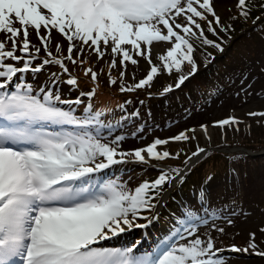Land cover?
Instances as JSON below:
<instances>
[{
  "label": "snow or ice",
  "instance_id": "obj_1",
  "mask_svg": "<svg viewBox=\"0 0 264 264\" xmlns=\"http://www.w3.org/2000/svg\"><path fill=\"white\" fill-rule=\"evenodd\" d=\"M237 7L247 17L246 0H238ZM206 14L220 26L213 0H0V35L4 37L0 39V264H226L222 256L225 249L217 247L210 233L199 231L201 225H207V219L192 209L183 213L175 235L151 254L135 255L136 245L124 249L100 246L127 231L148 227L153 218L143 213L155 209L153 201L159 202L164 185L171 187L177 177L183 182L179 169L165 171L160 164L151 165L160 167L158 178L135 188L108 176L106 170L127 162L150 164L177 159L179 152L159 151L158 146L187 141L188 132H195L194 128L122 151L118 146L124 137L107 141L101 134V113H93L91 105L83 116L75 109L58 106L82 102L80 98L61 100L59 91H54L59 73H51V86L40 87L39 92L24 79L25 74H38L50 64L67 74L65 61L75 65L73 54L82 56L84 46L97 59H103L110 48L113 59L109 67L115 68V57L120 56L124 68L121 78L127 62L138 65L134 55L150 66L143 79L128 87L121 85V91L151 86L162 73H180L174 86L164 88L163 92L169 93L200 70L190 38L224 50L221 43L205 37L198 20L206 21ZM30 28L35 30L47 57L36 65L41 48L30 43ZM42 28L45 35H40ZM208 29L217 35L212 21H208ZM221 30L227 28L221 26ZM53 31L68 42L67 55L62 58L54 57L49 49ZM159 42L171 46L157 54L160 63L155 64L152 45ZM56 50L61 51L59 44ZM206 59L211 63L215 57L209 53ZM185 65L190 68L185 69ZM84 74L93 82L97 80V72L91 68L84 69ZM109 77V83L115 84L110 72ZM66 83L76 86L77 80L69 75ZM94 94L95 90L87 93L90 98ZM248 115L264 117V112ZM239 123L230 116L214 121L212 126L223 129ZM200 128L207 135L208 125L201 124ZM205 151L197 146L192 157ZM225 223L235 225L231 218ZM211 228L226 234L225 227L213 223ZM249 236L246 247L232 245L228 251L252 250V254L264 257L255 243L256 233Z\"/></svg>",
  "mask_w": 264,
  "mask_h": 264
},
{
  "label": "rangeland",
  "instance_id": "obj_2",
  "mask_svg": "<svg viewBox=\"0 0 264 264\" xmlns=\"http://www.w3.org/2000/svg\"><path fill=\"white\" fill-rule=\"evenodd\" d=\"M213 4L220 20L225 18L237 20V0H213ZM206 15L207 22H215L211 15ZM198 22L203 28V21L198 20ZM45 34V30L42 28L40 35ZM3 38V35H0V39ZM29 40L33 46L41 48V56L34 61V65L39 64L47 57L35 30L31 28L29 29ZM249 43L241 42L237 45L239 49L231 54L233 48L227 49L228 44H226V56H230L228 62L222 63L223 61L217 55L214 56L215 51L211 55L215 57L211 63H208V60L204 61V59L198 62L200 66L198 74L186 82L192 87V94H185L181 91L179 94L170 96L171 92L165 94L158 91L173 82L171 79L175 71L171 75L167 73L158 75L154 78L151 86L131 91H121V85L125 87L134 85L146 76L150 70L147 61L134 55V58L139 61L138 65L127 62L125 75L121 78L120 73L124 71V68L120 64V56L115 57L116 67L110 68V62L113 59L110 48L103 59H97L96 54L88 46H84L82 56H77L76 53L73 56L74 59H77V62L83 60L85 64H89L93 71L97 72L95 82L92 81L90 75L86 76L84 74V68L81 67V64L76 63L74 65L68 61H65L69 70L67 74L58 70L55 64H50L45 66L44 70L38 74H25L24 79L33 86L35 92H39L40 87L51 86L52 77L48 75L49 73H59V84L54 91H59L61 100L80 98L83 104L94 101L95 109L99 112L104 111V102L106 101L105 103L108 104V101L112 102L114 97L116 98L115 102L123 104L122 106L130 101V107L122 109L121 117H114L117 115L116 110H118L115 109L113 119L109 117L107 120L100 121L101 134L107 141L115 140L116 137H124L118 146L122 151L142 148L150 144L155 138L166 139L181 131L194 128L196 131L188 132V135L190 139L195 136V141H201L202 146H207L205 150L214 149L218 152L228 151L231 153L239 151L240 148H220L219 144L250 134L253 130L259 128L264 120V117L261 116L248 115L249 112H264V39L256 36ZM57 44L61 46L60 53L63 55L56 53ZM170 46L167 42L154 43L152 45L153 63L159 64L160 62L156 59L157 54L165 52ZM67 47V40L56 31H53L49 43V49L53 56L58 58L66 56ZM206 63H208L207 68L204 67ZM210 65L219 66L222 72L215 76L208 69ZM71 72H74V77L77 80L76 86L66 83ZM109 72L111 78L116 80L115 84L109 83ZM82 81H85V83H82ZM198 83L207 90H202L201 87L197 86ZM96 85L101 88L100 92L97 91L96 93V90H98ZM93 90H95L94 98H90L87 93ZM78 91L83 92L84 95L79 96ZM144 98L148 99L149 103L139 110L140 102ZM171 98L173 101H171ZM74 105L77 104H60L58 106L73 109ZM77 110L79 109L77 108ZM75 113L80 116L84 115L81 110L75 111ZM127 115H132V117L127 119ZM230 116L236 117L241 123L236 126H225L223 129L212 126L214 121L226 119ZM111 119L112 121H110ZM201 124L208 125L207 135L200 128ZM183 142L158 146V150H167L173 153L175 146ZM204 154L192 158L190 162L198 161ZM250 155H252L251 157H262L264 156V150L258 153H250ZM175 160H178V158ZM169 162L173 163L175 161L167 159L163 162L153 161L150 164L127 162L115 165L106 172L108 176L126 182L130 188H135L142 180L138 171L146 168L141 165L160 164L164 170H170ZM157 168L160 169V167ZM213 168L216 170L215 176L217 178L210 181L209 184L200 186L199 191L187 192L183 190L176 197L175 206L170 207L165 221L158 223L170 190L162 194L159 202L153 201L156 204L153 211L143 213V215L153 218L148 227L127 231L101 242L100 246L124 249L136 245L135 255L151 254L175 235L178 224L184 219L183 213L188 209H192L200 217L207 219V225H201L199 231L210 233L216 239L217 247L225 249L222 256L226 264H264L261 260L262 257L252 254V250L249 253L228 251L232 245L240 248L246 247L250 240V232L256 233L255 243L259 246L258 250L264 251V232L260 231L261 228H264V159L248 165H235L234 174L221 173L219 162L213 163ZM184 170H188V164ZM218 176H222V178H218ZM197 184V187H199L200 184ZM202 193L204 195L203 200L201 199ZM226 218L233 219L235 225L232 227L227 226L225 223ZM138 222L148 223L146 220ZM213 223L225 227L226 234L221 235L214 231L211 228ZM179 242L183 243L184 241Z\"/></svg>",
  "mask_w": 264,
  "mask_h": 264
},
{
  "label": "trees",
  "instance_id": "obj_3",
  "mask_svg": "<svg viewBox=\"0 0 264 264\" xmlns=\"http://www.w3.org/2000/svg\"><path fill=\"white\" fill-rule=\"evenodd\" d=\"M237 4H238V0H237ZM246 6L248 9L247 17L242 16L240 14L241 9L237 7L236 21L225 18L223 20H220L221 21L220 26H217L215 22L214 23L212 22V26L215 28L217 35H213V33L208 29V22L203 21V29H204L205 37H207V39L209 40H213L216 43H221V46L223 47L224 50L222 52L218 51L216 48L212 46L203 44L200 39H197L196 37H192L190 38V42L194 45L195 48L194 56L197 63L203 61V59L204 61H207L206 59L207 55L209 53L213 55V51H215L214 56L217 55L219 59L223 61L222 63L228 62L230 60V56H226V51H225L226 48L227 49L233 48V51L230 52L231 54L234 53L237 49H239L237 45H239L241 42L250 44L249 41L253 40L254 37L256 36L261 37V39H264V0H246ZM221 26L227 28V31H222ZM226 44L228 45L225 48ZM56 53L58 55H63L60 52H57V50ZM40 56L41 54H39V57ZM77 63L81 64L80 61H78ZM81 67H83L84 69L90 68L89 64H85V63L81 64ZM56 68L58 70H61L57 65ZM189 68L190 66L185 65V69H189ZM208 69H210L211 73L215 74V76H218L219 73L222 72V69L216 65H210ZM48 75L51 76V73H49ZM69 75L71 77H74V72L69 73ZM179 75L180 73L175 72V74L171 79V81L173 80V82H171L168 85L174 86ZM82 83H85V81H82ZM197 86L201 87L202 90H207L204 89V87L201 86L200 83H198ZM96 88L98 89L96 90V93L97 91L99 92L101 91V88H99L97 85ZM163 90L164 88H161L158 91H161V93H163ZM181 91L185 92V94L193 93L192 87L187 83H185L181 88L175 89L174 91H171V93L169 92L170 93L169 95L171 96V95L179 94V92ZM82 94L83 92L78 91L79 96H81ZM92 98H94V96H92ZM115 100L116 98L114 97L112 99V102L108 101V104H106L105 101L103 112H99L95 109L94 101L93 102L89 101L84 104L81 102L80 104L74 105L73 109H75V111L81 110L83 114H85V109L89 105H91V110L93 113L96 112L101 113L99 117V121H102L103 119L107 120L109 117H112L113 119V112H115L114 111L115 109H118L116 110L117 115L114 117L119 118L121 117L122 109H124V107H130L131 103L130 101H128L127 104H125V106H123L122 108L123 104H120L119 102H115ZM171 101H173L172 98ZM140 103L141 105L139 107V110L142 108V106L147 105L149 103V100L144 98ZM77 108L79 110H77ZM129 117H132V115H127V119ZM112 119L110 121H112ZM197 146L204 149L207 148L206 145H205L206 147L202 146L201 141H195V139H189L181 144L176 145L173 153L175 154L176 152H179L180 158H178V160L171 159V161H175V162L173 163L169 162L170 164H168V166L171 167V169H179V170L184 169L187 166V164L191 161L188 158L192 157V153L197 150ZM219 146L220 148H227V149H230L232 147H240L243 148L244 150H239L230 153L228 151L218 152L214 149H207L203 157L199 159L197 162H195L192 166H190L189 169L182 174L183 177L182 183L180 182V178H179L176 181L175 185H174L175 180L173 181L171 187L165 184L163 193H166L168 190H170V194L168 196V200L166 204L164 205L163 211L161 212V216L159 217V221H158L159 224L167 219V215L169 214L170 207L175 206L174 203L176 201V197H178L183 190L187 192H190L192 190L199 191L200 186L209 184L210 181L217 178V176H215L216 170L213 168V163L215 164L216 162H219V170L221 171V173L224 172L226 174H234L235 165H239V166L248 165L250 163L257 162L260 159H264V156L257 158V157H251L252 155H250V153H258L264 150V120L261 122L259 128L253 130L250 134L246 136L245 135L241 136L239 139L224 141L222 142V144H219ZM185 161H188V163L186 164ZM141 166L143 168L146 167L148 169L144 168L138 171V173L142 177L140 183L144 181H153L156 178H158V176L161 174V170L157 167H153L150 165H141ZM210 167L212 170L209 169ZM171 169L165 171H171ZM171 174L173 176L176 175V173L174 172H172ZM218 178H222V176L221 177L218 176ZM197 183L200 184L199 187H197L198 185ZM261 260L264 262V257H262Z\"/></svg>",
  "mask_w": 264,
  "mask_h": 264
},
{
  "label": "water",
  "instance_id": "obj_4",
  "mask_svg": "<svg viewBox=\"0 0 264 264\" xmlns=\"http://www.w3.org/2000/svg\"><path fill=\"white\" fill-rule=\"evenodd\" d=\"M183 171H184V170H183ZM183 171H181V173H182Z\"/></svg>",
  "mask_w": 264,
  "mask_h": 264
}]
</instances>
